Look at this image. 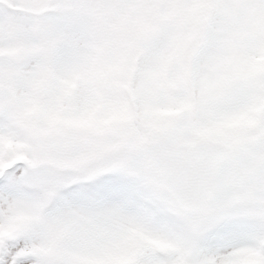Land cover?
Instances as JSON below:
<instances>
[{"label":"snow or ice","instance_id":"snow-or-ice-1","mask_svg":"<svg viewBox=\"0 0 264 264\" xmlns=\"http://www.w3.org/2000/svg\"><path fill=\"white\" fill-rule=\"evenodd\" d=\"M0 264H264V0H0Z\"/></svg>","mask_w":264,"mask_h":264}]
</instances>
